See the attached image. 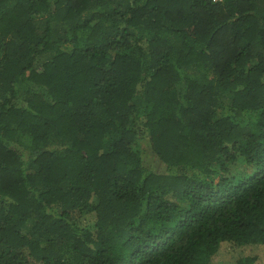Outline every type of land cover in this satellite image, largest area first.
I'll list each match as a JSON object with an SVG mask.
<instances>
[{
  "label": "trees",
  "instance_id": "16d2710c",
  "mask_svg": "<svg viewBox=\"0 0 264 264\" xmlns=\"http://www.w3.org/2000/svg\"><path fill=\"white\" fill-rule=\"evenodd\" d=\"M214 260L264 264V0H0V264Z\"/></svg>",
  "mask_w": 264,
  "mask_h": 264
},
{
  "label": "rangeland",
  "instance_id": "374dc122",
  "mask_svg": "<svg viewBox=\"0 0 264 264\" xmlns=\"http://www.w3.org/2000/svg\"><path fill=\"white\" fill-rule=\"evenodd\" d=\"M154 164H156V161L154 162ZM229 262V261H228ZM231 262V261H230ZM213 264H222V262L220 260H214Z\"/></svg>",
  "mask_w": 264,
  "mask_h": 264
},
{
  "label": "built area",
  "instance_id": "2783aa9c",
  "mask_svg": "<svg viewBox=\"0 0 264 264\" xmlns=\"http://www.w3.org/2000/svg\"><path fill=\"white\" fill-rule=\"evenodd\" d=\"M217 1H222V0H217Z\"/></svg>",
  "mask_w": 264,
  "mask_h": 264
}]
</instances>
